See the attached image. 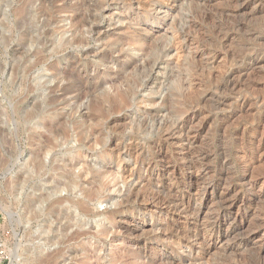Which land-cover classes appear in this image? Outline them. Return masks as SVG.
<instances>
[{
	"label": "rangeland",
	"instance_id": "obj_1",
	"mask_svg": "<svg viewBox=\"0 0 264 264\" xmlns=\"http://www.w3.org/2000/svg\"><path fill=\"white\" fill-rule=\"evenodd\" d=\"M0 240L264 264V0H0Z\"/></svg>",
	"mask_w": 264,
	"mask_h": 264
},
{
	"label": "built area",
	"instance_id": "obj_2",
	"mask_svg": "<svg viewBox=\"0 0 264 264\" xmlns=\"http://www.w3.org/2000/svg\"><path fill=\"white\" fill-rule=\"evenodd\" d=\"M8 260L9 257L7 246L0 240V264H7Z\"/></svg>",
	"mask_w": 264,
	"mask_h": 264
},
{
	"label": "bare ground",
	"instance_id": "obj_3",
	"mask_svg": "<svg viewBox=\"0 0 264 264\" xmlns=\"http://www.w3.org/2000/svg\"><path fill=\"white\" fill-rule=\"evenodd\" d=\"M76 163V162H75ZM79 164V162H77ZM75 166V165H74ZM256 196H257V193L253 192Z\"/></svg>",
	"mask_w": 264,
	"mask_h": 264
}]
</instances>
